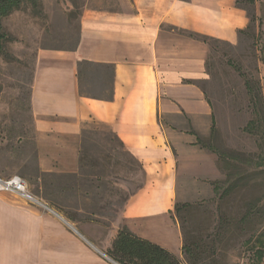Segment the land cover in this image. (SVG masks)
<instances>
[{"label":"crops","instance_id":"0c3cea01","mask_svg":"<svg viewBox=\"0 0 264 264\" xmlns=\"http://www.w3.org/2000/svg\"><path fill=\"white\" fill-rule=\"evenodd\" d=\"M129 3L124 14L82 15L73 47L38 50L29 97L32 147L27 151L19 137L8 144L1 132L0 175L10 176L5 162L16 160L25 184L31 165L38 181L72 185L82 127L94 122L111 130L140 163L142 186L108 230L95 214L70 220L37 195L0 191V264H119L106 250L122 226L186 264L175 212L178 150H195L196 139L175 129V122H203L208 133L212 109L192 83L206 77L208 45L177 29L233 43L249 19L235 0Z\"/></svg>","mask_w":264,"mask_h":264},{"label":"rangeland","instance_id":"374dc122","mask_svg":"<svg viewBox=\"0 0 264 264\" xmlns=\"http://www.w3.org/2000/svg\"><path fill=\"white\" fill-rule=\"evenodd\" d=\"M235 3L237 8L245 10L249 28L233 43L208 45L209 74L201 79L200 87L213 106L216 121V132L210 141L230 155L237 168L229 171L227 178L221 163L217 164V154L207 146L201 147L195 140V150L179 147L180 200L179 211L175 212L178 219L185 215L188 222L202 228H213L223 213L236 226L229 240L228 264H264V123L252 132L244 130L253 117L248 109L244 79L227 62L239 65L246 77L258 79L264 97V0H235ZM129 4V0H39L33 5L22 3L2 19L6 38L0 52V133L3 132L8 144L16 145L19 137L27 151L32 147L29 89L38 50L73 47L82 15L124 14L123 9ZM180 30L203 35L186 29L177 32ZM90 89L89 85L85 91ZM175 123V129H186L195 139L194 133L199 134L201 144L208 141L203 122ZM116 140L106 126L85 123L79 144L82 156L79 176L73 179L68 191L51 192L60 206L73 212L79 208L83 209L79 214L95 212L106 230L118 219L124 196L135 190L141 178L132 157ZM214 160L219 166L217 175ZM18 163L6 161L10 176L0 175V178L15 175L23 178ZM33 171L31 165L26 167V172L31 174V182L26 181V193L42 195L45 181H38ZM45 180L48 188L54 189L56 184L51 185L49 177ZM231 185V193L221 195ZM255 198H260L261 216H253L250 222L238 225L246 203Z\"/></svg>","mask_w":264,"mask_h":264},{"label":"trees","instance_id":"16d2710c","mask_svg":"<svg viewBox=\"0 0 264 264\" xmlns=\"http://www.w3.org/2000/svg\"><path fill=\"white\" fill-rule=\"evenodd\" d=\"M39 0H0V52L3 50L2 43L6 38V34L2 31V19L9 14L13 13L14 10L19 9L22 3H30L31 5L37 3ZM172 29H176L175 27H170ZM249 28V23L243 30H239L237 32L239 34L245 32ZM183 31L180 30L179 33ZM189 37L199 39L205 42L207 45H210L214 42H224L226 41L218 40L216 38H210L206 35L200 34H191V33H182ZM238 39V38H237ZM229 66L233 67L234 70L244 79V87L245 92L248 97V109L251 111L252 118L248 121L247 125L244 127V130L247 132H252L257 125L260 123H264V97L261 90L260 82L258 79H250L246 77V75L241 71L239 65L234 64L232 61H227ZM205 69L206 74H209L207 61H205ZM32 81V79H31ZM202 80L192 81L193 84L198 86L203 92L204 90L200 87V82ZM31 87V84H30ZM205 96L206 93L204 92ZM29 97H30V89H29ZM207 97V96H206ZM211 105V125L208 131V141L206 143L201 144L202 137L199 134L194 133L197 141L201 147L207 146L211 152L217 154V164L221 163L222 171L226 174L227 178L230 176V172L232 169H236L237 165L232 164L231 156L226 155L222 151L218 149L210 140L215 135L216 132V121L214 117L213 106L210 100L207 98ZM30 108V106H29ZM116 141L119 142L120 146L128 152L122 142L115 136ZM128 154H130L128 152ZM131 156V154H130ZM132 157V160L135 164V171L141 174V178L139 183L137 184L134 191L124 196L122 199V207L130 195L135 193L142 186L143 179V170L140 163ZM82 161V156H80L79 152V163ZM216 164V165H217ZM217 167H219L217 165ZM48 176L47 174H43V177ZM79 176V175H78ZM78 176L74 175V178ZM64 175H59L58 179H61ZM236 183L233 184V186ZM45 188L41 191L42 195H38L43 198L50 206H53L58 211L62 212L68 219L84 221L89 220L90 217L87 214H79L73 212L70 209H67L64 206L59 205V200L56 195H51V192L55 191H68L71 189V185L68 183H58L54 187V189L48 188L46 182L44 184ZM232 185L227 186L223 189L221 195L223 193L228 192L231 193ZM47 189V190H46ZM217 190V187L215 188ZM260 198H255V200L248 201L246 203V209L244 214L239 218L238 225L241 223L245 224L250 222V218L253 216H261L260 209L258 208ZM178 204L175 205V211H179ZM95 214V212H91ZM185 216V215H184ZM179 217V223L181 225L182 234H183V252L185 255L186 264H228L227 256H228V248H229V240L233 235L236 226L233 222L226 218L223 213L219 214L218 222L212 226L208 227H197L188 222L186 217ZM205 234V235H203ZM106 254L116 261L119 264H184L181 260H179L173 253L169 250L162 248L160 245L153 243L151 241L141 238L135 235L126 227L122 226L117 230V233L112 240L111 246L106 250Z\"/></svg>","mask_w":264,"mask_h":264},{"label":"built area","instance_id":"2783aa9c","mask_svg":"<svg viewBox=\"0 0 264 264\" xmlns=\"http://www.w3.org/2000/svg\"><path fill=\"white\" fill-rule=\"evenodd\" d=\"M15 191L21 195L27 196L25 181L19 176H12L7 179L0 178V191Z\"/></svg>","mask_w":264,"mask_h":264}]
</instances>
